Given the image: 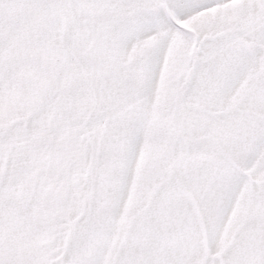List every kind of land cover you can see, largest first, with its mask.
Instances as JSON below:
<instances>
[{
	"label": "snow or ice",
	"instance_id": "6c2138e0",
	"mask_svg": "<svg viewBox=\"0 0 264 264\" xmlns=\"http://www.w3.org/2000/svg\"><path fill=\"white\" fill-rule=\"evenodd\" d=\"M0 264H264V0H0Z\"/></svg>",
	"mask_w": 264,
	"mask_h": 264
}]
</instances>
